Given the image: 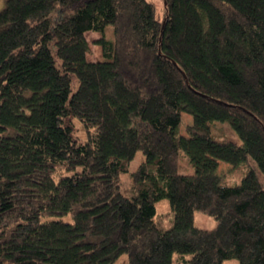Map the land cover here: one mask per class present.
<instances>
[{
    "label": "trees",
    "instance_id": "obj_1",
    "mask_svg": "<svg viewBox=\"0 0 264 264\" xmlns=\"http://www.w3.org/2000/svg\"><path fill=\"white\" fill-rule=\"evenodd\" d=\"M162 1L159 16L152 0H4L0 264H264V184L217 174L251 159L264 176V0ZM216 121L239 142L214 138Z\"/></svg>",
    "mask_w": 264,
    "mask_h": 264
},
{
    "label": "rangeland",
    "instance_id": "obj_2",
    "mask_svg": "<svg viewBox=\"0 0 264 264\" xmlns=\"http://www.w3.org/2000/svg\"><path fill=\"white\" fill-rule=\"evenodd\" d=\"M155 4L157 13L159 16L163 13V1L162 0H152ZM4 0H0V8L3 6ZM107 28L111 26L108 25ZM106 37H110V31H106ZM100 36L99 32L89 31L86 33V38L89 43V51L87 52V58L90 60H98L101 58V48L98 44L94 43V40ZM192 122V118L188 113H181V123L179 126V130L181 134L186 135L185 127ZM75 125L77 129V134L81 137L85 136V131L81 123L75 120ZM212 136L218 140L229 139L239 142V139L235 132L231 129L228 123L226 122H214L212 124ZM144 159V155L141 150H137L133 156V158L128 162L127 171L121 173V191L125 195H130V186L131 179L130 173L138 166V164ZM180 168L179 171L182 173H190L193 171L192 166L187 160V157L181 152V156L179 159ZM184 166V167H183ZM254 168L258 179L264 184V176L257 169L255 163L249 159L246 162L240 163L237 166L231 165L224 161H219L217 167V174L221 176L222 182L224 184H233L239 182L244 173L249 169ZM155 220L161 223L162 225L168 226L170 224V220L172 218V213L170 210L169 201L167 198H161L155 203ZM69 217V216H68ZM193 222L196 226L202 228H212L216 224L215 219L208 214L195 211ZM127 263V254H120L112 264H126ZM221 264H239L236 258H227L224 259Z\"/></svg>",
    "mask_w": 264,
    "mask_h": 264
}]
</instances>
